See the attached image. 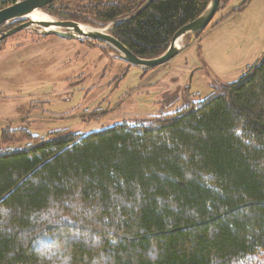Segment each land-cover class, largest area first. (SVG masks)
<instances>
[{
	"label": "trees",
	"instance_id": "16d2710c",
	"mask_svg": "<svg viewBox=\"0 0 264 264\" xmlns=\"http://www.w3.org/2000/svg\"><path fill=\"white\" fill-rule=\"evenodd\" d=\"M17 1L0 0V10ZM146 1L57 0L47 9L112 23L117 41L150 60L210 0H155L115 23ZM237 1L224 21L248 2ZM189 99L84 137L4 129L0 144L27 145L0 152V264H264V56L204 101Z\"/></svg>",
	"mask_w": 264,
	"mask_h": 264
},
{
	"label": "rangeland",
	"instance_id": "374dc122",
	"mask_svg": "<svg viewBox=\"0 0 264 264\" xmlns=\"http://www.w3.org/2000/svg\"><path fill=\"white\" fill-rule=\"evenodd\" d=\"M220 2L221 9L199 37L191 44L184 39L179 55L148 71L119 61L104 43L42 37L36 27L7 38L0 53V136L22 123L44 141L55 132L84 137L174 113L186 105V97L202 102L217 83L237 82L264 56V0H248L225 21L241 2ZM42 13L68 21L51 15L47 7ZM25 145L0 144V152Z\"/></svg>",
	"mask_w": 264,
	"mask_h": 264
},
{
	"label": "water",
	"instance_id": "95a60500",
	"mask_svg": "<svg viewBox=\"0 0 264 264\" xmlns=\"http://www.w3.org/2000/svg\"><path fill=\"white\" fill-rule=\"evenodd\" d=\"M57 0H18L15 4L0 10V41L22 32L39 28L42 37L55 36L62 40L95 41L110 46L118 53L117 59L127 65L144 71L163 66L174 59L184 48L182 42L189 38L190 44L199 37L213 20L219 10L221 0H210L205 11L193 22L178 30L172 37L168 48L157 58L145 60L133 55L124 45L107 32L113 24L105 29L93 28L73 21H56L42 10ZM155 0H147L132 16L115 23L130 21L139 16ZM21 22L18 26L4 31L5 28Z\"/></svg>",
	"mask_w": 264,
	"mask_h": 264
},
{
	"label": "crops",
	"instance_id": "0c3cea01",
	"mask_svg": "<svg viewBox=\"0 0 264 264\" xmlns=\"http://www.w3.org/2000/svg\"><path fill=\"white\" fill-rule=\"evenodd\" d=\"M21 117H22V116H21ZM25 117H26V116H25ZM25 117H24V118H25ZM21 119H22V118H21Z\"/></svg>",
	"mask_w": 264,
	"mask_h": 264
}]
</instances>
